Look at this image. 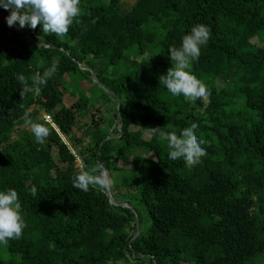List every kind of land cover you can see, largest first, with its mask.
Here are the masks:
<instances>
[{
	"label": "trees",
	"instance_id": "16d2710c",
	"mask_svg": "<svg viewBox=\"0 0 264 264\" xmlns=\"http://www.w3.org/2000/svg\"><path fill=\"white\" fill-rule=\"evenodd\" d=\"M80 8L63 36L8 27L0 9V190L18 193L26 225L0 246V264H264V0ZM198 24L210 38L191 73L208 96L192 104L160 77L173 66L169 48ZM57 60L40 91L21 97L17 77L32 86ZM27 121L49 128L43 143ZM78 122L87 133H76ZM193 124L206 155L189 169L151 130L179 135ZM97 163L115 204L107 191L72 187ZM118 188L134 206L115 200Z\"/></svg>",
	"mask_w": 264,
	"mask_h": 264
},
{
	"label": "clouds",
	"instance_id": "9594fccd",
	"mask_svg": "<svg viewBox=\"0 0 264 264\" xmlns=\"http://www.w3.org/2000/svg\"><path fill=\"white\" fill-rule=\"evenodd\" d=\"M0 9L9 12L5 17L8 27L17 26L19 29L28 27L35 29L37 25L45 33L57 36L65 35L73 23H79L78 17L82 15L80 0H0ZM210 38V30L204 24L191 28L183 35L179 47L169 48V59L173 66L166 75L160 77V83L167 89L172 97L182 102L195 104L197 100L206 99L208 91L196 76L191 73L193 64L198 61L202 47H206ZM59 61L51 64L42 74L31 77L32 86H29L25 76H18L22 85L21 97L31 92H39L41 85H45L53 77ZM30 131L37 143H43L49 135V128L41 123L27 121ZM152 135L158 137L161 144L167 148V158L171 161L181 160L185 167L191 169L200 163L201 157L206 155L202 147L205 141L196 135L198 126L193 124L183 129L179 135L175 132L165 133L153 129ZM112 179L104 169L103 163H97L88 170L82 169L73 175L72 187L87 192L90 187L98 191L109 190ZM33 196L37 188H31ZM21 215V204L18 193L14 189L0 190V246H7L10 240L19 238L25 227Z\"/></svg>",
	"mask_w": 264,
	"mask_h": 264
},
{
	"label": "rangeland",
	"instance_id": "374dc122",
	"mask_svg": "<svg viewBox=\"0 0 264 264\" xmlns=\"http://www.w3.org/2000/svg\"><path fill=\"white\" fill-rule=\"evenodd\" d=\"M3 21H5V18H1ZM93 82H96V80L95 81H93ZM63 88L64 89H66V90H68V91H66V93H65V97H64V99H63V105L65 106V107H68V106H70L72 103H74V99L72 98V97H69L71 94H70V92L69 91H72V89H69V88H67L66 86H63ZM82 88L83 89H85V87L84 86H82ZM86 91L88 90V89H85ZM91 93V92H90ZM90 94H88V96H89ZM91 103L92 104H94L95 105V101H91ZM100 105V104H99ZM104 105V102H102V104H101V106H103ZM41 114H45V113H41ZM44 116H46V115H44ZM84 124L82 123V122H78V124H77V127H78V129H77V131H76V133L78 134L79 133V135L80 134H83L84 133V131L87 133V131L88 130H86L85 129V126H83ZM116 129H117V127H116ZM119 129V128H118ZM114 130H115V128H114ZM115 136V134L112 136V137H114ZM115 137H117V136H115ZM62 140L64 141V143H66L68 146H69V148L70 149H72L71 148V146L69 145V143H67V141H66V139L65 138H62ZM80 160L78 159V157H77V164H78V166H80ZM120 166H121V164H120ZM125 165L124 164H122V167H124ZM118 190H119V195L118 194H115V200L117 201V202H119V204H124V201H131V204L134 206V200H133V196L132 195H129L128 196V193H126L125 192V190L124 189H122V188H118Z\"/></svg>",
	"mask_w": 264,
	"mask_h": 264
},
{
	"label": "water",
	"instance_id": "95a60500",
	"mask_svg": "<svg viewBox=\"0 0 264 264\" xmlns=\"http://www.w3.org/2000/svg\"><path fill=\"white\" fill-rule=\"evenodd\" d=\"M27 37H28V36H27ZM80 68H81L82 70L85 69V68H83L82 66H80ZM94 83H96V82H94ZM107 196H108L109 200L111 201V203L115 204V202H114V200L112 199V197H111V195H110V193H109L108 190H107Z\"/></svg>",
	"mask_w": 264,
	"mask_h": 264
},
{
	"label": "built area",
	"instance_id": "2783aa9c",
	"mask_svg": "<svg viewBox=\"0 0 264 264\" xmlns=\"http://www.w3.org/2000/svg\"><path fill=\"white\" fill-rule=\"evenodd\" d=\"M45 119H46V121H48V122L51 121V119H50V117H49L48 115L45 116Z\"/></svg>",
	"mask_w": 264,
	"mask_h": 264
}]
</instances>
